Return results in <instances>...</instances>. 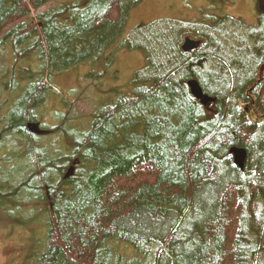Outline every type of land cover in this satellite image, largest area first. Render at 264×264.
Instances as JSON below:
<instances>
[{"label":"trees","instance_id":"trees-1","mask_svg":"<svg viewBox=\"0 0 264 264\" xmlns=\"http://www.w3.org/2000/svg\"><path fill=\"white\" fill-rule=\"evenodd\" d=\"M141 2L0 0V47L14 59L0 69V162L27 158L18 184L0 174V208L41 203L34 264H264V121L242 107L264 114V0L253 24L137 25L123 43L145 56L134 93L99 103L88 126L64 114L48 128L61 148H43L28 127H44L54 76L116 44ZM184 36L200 46L184 51ZM191 80L215 102L196 99ZM11 145L20 149L7 157ZM233 147L247 152L243 169Z\"/></svg>","mask_w":264,"mask_h":264},{"label":"rangeland","instance_id":"rangeland-1","mask_svg":"<svg viewBox=\"0 0 264 264\" xmlns=\"http://www.w3.org/2000/svg\"><path fill=\"white\" fill-rule=\"evenodd\" d=\"M50 6L42 7L39 11H44ZM215 15H228L236 19H244L250 24L256 23L258 21L257 0H215L214 2L211 0H142L131 10L116 44L94 60L54 76L53 86L57 97L48 99L38 110L45 128L40 126L47 131L38 135L40 136L37 140L39 144L48 150L61 148L63 143L61 137L57 134L50 135L48 128L58 124L64 114L68 119L75 118L73 126L78 123L88 126L99 103L114 100L119 93H134L135 73L146 63L141 50L130 49L123 44L134 27L163 18L211 21V17ZM13 61L11 53L0 47V69L4 68V72H7ZM242 107L250 120L264 121V114L258 112L253 101L243 104ZM13 149L20 148L11 145L7 148L5 156L10 157ZM26 160L25 157H18L0 162V174L4 173L8 176L4 182L10 183L9 185L18 184L16 182L22 179L26 172H18L17 169L20 164H25ZM40 205L41 203L22 208L14 207L13 214L7 209L0 208V264L35 263V258L42 252L46 241L45 220L38 217L35 222L30 221L34 214L40 215L39 212L42 211ZM125 257H134L130 248H127Z\"/></svg>","mask_w":264,"mask_h":264},{"label":"water","instance_id":"water-1","mask_svg":"<svg viewBox=\"0 0 264 264\" xmlns=\"http://www.w3.org/2000/svg\"><path fill=\"white\" fill-rule=\"evenodd\" d=\"M200 44H201L200 41L191 39L190 37H186L185 42L183 44V49L185 51H191V50L196 49ZM188 84L191 88V91H192V94L194 95V97L197 98L198 100H200L201 103L208 105L211 102L215 101V98L210 97L209 95H207L203 91L202 87L200 86V84L197 81L191 80L188 82ZM28 127L32 132H34L36 134H44L45 133V130H43L40 127V124L37 122L29 123ZM230 153L233 154L235 164L243 169L244 163H245V160L247 157L246 150L243 148L233 147V148H231ZM73 171H74V166H72L70 168V170L67 173V176L72 174Z\"/></svg>","mask_w":264,"mask_h":264},{"label":"bare ground","instance_id":"bare-ground-1","mask_svg":"<svg viewBox=\"0 0 264 264\" xmlns=\"http://www.w3.org/2000/svg\"><path fill=\"white\" fill-rule=\"evenodd\" d=\"M4 39V38H3ZM55 160V159H54Z\"/></svg>","mask_w":264,"mask_h":264}]
</instances>
